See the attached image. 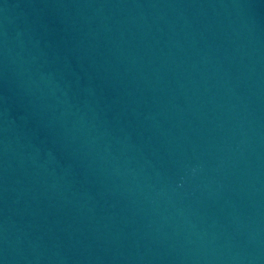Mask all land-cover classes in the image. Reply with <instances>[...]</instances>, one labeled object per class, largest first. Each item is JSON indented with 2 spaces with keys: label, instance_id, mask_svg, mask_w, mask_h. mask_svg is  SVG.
I'll list each match as a JSON object with an SVG mask.
<instances>
[{
  "label": "water",
  "instance_id": "95a60500",
  "mask_svg": "<svg viewBox=\"0 0 264 264\" xmlns=\"http://www.w3.org/2000/svg\"><path fill=\"white\" fill-rule=\"evenodd\" d=\"M0 264H264V0H0Z\"/></svg>",
  "mask_w": 264,
  "mask_h": 264
}]
</instances>
